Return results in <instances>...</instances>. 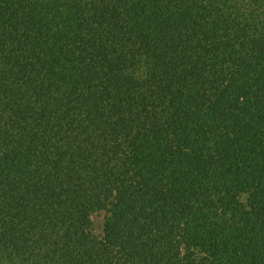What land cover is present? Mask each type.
I'll list each match as a JSON object with an SVG mask.
<instances>
[{
    "label": "trees",
    "instance_id": "1",
    "mask_svg": "<svg viewBox=\"0 0 264 264\" xmlns=\"http://www.w3.org/2000/svg\"><path fill=\"white\" fill-rule=\"evenodd\" d=\"M0 264H264V0H0Z\"/></svg>",
    "mask_w": 264,
    "mask_h": 264
},
{
    "label": "rangeland",
    "instance_id": "2",
    "mask_svg": "<svg viewBox=\"0 0 264 264\" xmlns=\"http://www.w3.org/2000/svg\"><path fill=\"white\" fill-rule=\"evenodd\" d=\"M93 220L95 222V231L98 233L103 232V223L105 220V213L101 212V213L94 214Z\"/></svg>",
    "mask_w": 264,
    "mask_h": 264
}]
</instances>
